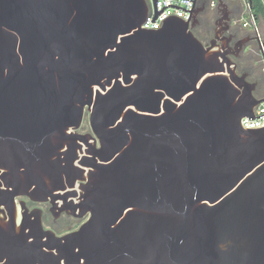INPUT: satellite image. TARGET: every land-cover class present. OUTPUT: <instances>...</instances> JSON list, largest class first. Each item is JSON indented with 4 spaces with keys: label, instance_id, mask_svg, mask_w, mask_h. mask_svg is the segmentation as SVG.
Segmentation results:
<instances>
[{
    "label": "water",
    "instance_id": "water-1",
    "mask_svg": "<svg viewBox=\"0 0 264 264\" xmlns=\"http://www.w3.org/2000/svg\"><path fill=\"white\" fill-rule=\"evenodd\" d=\"M148 11L0 0V264H264V126L241 125L264 98L236 62L259 38L229 33L227 0L208 43L201 9L153 29ZM76 186L71 232L18 214Z\"/></svg>",
    "mask_w": 264,
    "mask_h": 264
},
{
    "label": "flooded vegetation",
    "instance_id": "flooded-vegetation-1",
    "mask_svg": "<svg viewBox=\"0 0 264 264\" xmlns=\"http://www.w3.org/2000/svg\"><path fill=\"white\" fill-rule=\"evenodd\" d=\"M197 8L201 9V12L199 13L200 15L205 11L206 5L204 4L202 7L197 6ZM237 15L238 14L234 15L232 18L229 33L237 35V38H243L249 32L240 25H233V19ZM198 20L199 25L193 28V32L203 43H208L214 37L213 28L209 25L208 20L201 21L199 17ZM236 40L233 39L231 44L234 45ZM259 50L258 41H249L247 47L241 53V60L236 62L237 71L239 73L247 74L248 81L257 82L255 94L258 97H261L264 95V76L261 75V64L260 66L258 65V63H260ZM86 116L88 121L87 112L84 114L83 121ZM82 124L78 132L81 134L90 132L89 121L86 130H82ZM57 194L58 195L53 203L49 201H33L26 195L15 197L16 205L20 207H17L18 214L29 215V213H33L38 215L41 220L42 227L45 230L54 232L57 236H61L77 229L89 216V214L80 216L81 211L78 207V204L80 203V191L78 187L76 186L70 195L63 194V192H58ZM1 211H4L3 207Z\"/></svg>",
    "mask_w": 264,
    "mask_h": 264
},
{
    "label": "built area",
    "instance_id": "built-area-1",
    "mask_svg": "<svg viewBox=\"0 0 264 264\" xmlns=\"http://www.w3.org/2000/svg\"><path fill=\"white\" fill-rule=\"evenodd\" d=\"M217 0H147L149 11L146 16V25L148 29L160 26L168 15L177 16L183 20H189L194 7L208 5L214 7ZM244 13L247 16L243 18L240 14L233 19V25H240L242 28H250L252 34L258 36L261 48H259L261 71L264 74V43L260 37L257 20L251 11L248 0H243ZM258 43V44H259ZM262 49V51H261ZM263 52V54H262ZM260 98H264V95ZM264 114V99L261 100L254 109V117ZM241 125L244 128L252 129L264 126V115L256 118L244 116L241 119Z\"/></svg>",
    "mask_w": 264,
    "mask_h": 264
},
{
    "label": "rangeland",
    "instance_id": "rangeland-1",
    "mask_svg": "<svg viewBox=\"0 0 264 264\" xmlns=\"http://www.w3.org/2000/svg\"><path fill=\"white\" fill-rule=\"evenodd\" d=\"M227 2L229 3L230 6H237L240 9V12L237 16L242 14L243 18L247 17L244 13L243 3L240 0H227ZM215 7H216V4L214 7H210V6L206 5L205 11L198 16L201 21L208 20L209 25L212 26V28L214 26V20H215ZM259 19H260L259 21H261V23H263L261 18H259ZM257 26H258V30H260L259 23H257ZM260 34H261V32H260ZM258 65L260 66V63H258ZM261 75L264 76L263 73H261ZM263 90H264V87H263ZM87 127H88V121H87V116H86L84 121H83V124H82V130H86Z\"/></svg>",
    "mask_w": 264,
    "mask_h": 264
},
{
    "label": "trees",
    "instance_id": "trees-1",
    "mask_svg": "<svg viewBox=\"0 0 264 264\" xmlns=\"http://www.w3.org/2000/svg\"><path fill=\"white\" fill-rule=\"evenodd\" d=\"M248 2L256 20L261 18L264 21V0H248Z\"/></svg>",
    "mask_w": 264,
    "mask_h": 264
},
{
    "label": "crops",
    "instance_id": "crops-1",
    "mask_svg": "<svg viewBox=\"0 0 264 264\" xmlns=\"http://www.w3.org/2000/svg\"><path fill=\"white\" fill-rule=\"evenodd\" d=\"M242 3H243V0H240ZM260 19H258V21H257V23H259V28H260V32H261V34H260V32H259V34H260V37H261V39H262V41H263V43H264V21L262 20V22L263 23H261V21H259ZM244 29H246L249 33H252L251 32V30H250V28H244Z\"/></svg>",
    "mask_w": 264,
    "mask_h": 264
}]
</instances>
